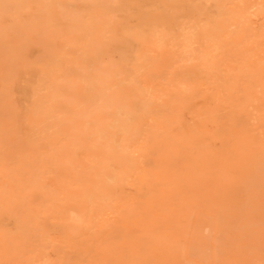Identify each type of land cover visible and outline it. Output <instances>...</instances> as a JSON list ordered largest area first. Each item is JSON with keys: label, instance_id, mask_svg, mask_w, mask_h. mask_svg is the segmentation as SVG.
Instances as JSON below:
<instances>
[{"label": "bare ground", "instance_id": "6f19581e", "mask_svg": "<svg viewBox=\"0 0 264 264\" xmlns=\"http://www.w3.org/2000/svg\"><path fill=\"white\" fill-rule=\"evenodd\" d=\"M17 36L38 57L8 66L0 119L24 79L36 124L23 154L0 120V264L187 258L184 194L201 203L212 174L238 172L264 197V0H2L0 51Z\"/></svg>", "mask_w": 264, "mask_h": 264}, {"label": "rangeland", "instance_id": "374dc122", "mask_svg": "<svg viewBox=\"0 0 264 264\" xmlns=\"http://www.w3.org/2000/svg\"><path fill=\"white\" fill-rule=\"evenodd\" d=\"M1 1L2 0H0V2ZM26 14H28V12ZM56 22L62 28H65L68 23L63 18L56 19ZM12 41L13 42H11L9 45L7 44L8 46L7 50L10 51L8 55H6L7 50L4 52L0 51V80L4 78L5 72L7 71L8 66L11 65L12 61H16L18 63L17 72L22 73L23 71L22 64L24 63V60L28 61L30 60V58L33 60L38 57V51L36 50V48L32 49L31 51L29 49L28 51L26 50V48L23 45V37L17 36ZM23 80L24 79L16 83V85L17 84L18 85L17 86L15 85V90H13V87H12V104L17 106L18 109L15 111H11L10 113H7V115L4 116L5 120H1V119L0 120L2 121V125L5 128L12 127L11 133H9V138L11 141L10 148H16V150L20 151L21 153L28 154L32 152V146L27 138L28 136L27 133H28L29 128L32 125L36 124V117L33 115L29 107L22 106V104L24 103V99H25L24 94H23L24 89L26 88L28 84L27 82H25V80L24 81ZM13 91L16 92V97ZM21 113H22V116H21ZM186 119H187L188 124H191L193 122L192 116H190V114L186 116ZM22 126L24 128H20ZM18 135L20 136L19 139L14 140L15 137ZM212 144H213V151L218 153L221 149L220 148L221 143L219 141H215ZM218 175L212 174V180H211L212 183L208 182L206 185L200 188L201 190H200V193H198V196L200 198L204 197V200H202L201 203H194L193 201L189 200L190 199L189 197L191 194L188 192L184 194L185 196H183L184 208L181 212L184 217L182 216L181 218L182 219L181 220V228H182L181 230L183 231V234H184L182 238L183 240L185 239L186 241V243L184 242L183 245L187 248V252L189 253L188 257L187 258L185 257L182 258L178 256L169 257V258L160 257L157 259L155 264H186L187 262H188L187 264H199V263L201 264H256L257 260L260 261L261 264L262 263L264 264V254H263L264 253V243H262L263 238H264V233L263 234L256 233V231H258L259 229H264V225H262L264 224V217H263L264 215H261L259 217L260 213H264V197H261L258 195L259 193H261L260 189L257 188L255 195L253 197L252 196L250 197L246 192H244L243 189L241 190L239 189L240 187L238 184L241 180V174H239L238 172L230 174L228 181L219 179ZM0 183H2V180H0ZM157 187L158 185L155 184L153 188V191L155 190L156 193L158 189ZM133 192H134L133 188L126 189L127 195H133L134 194ZM200 206H201V209H200ZM135 207L136 209L138 208L141 209L140 206L138 207V205H135ZM219 208H221L222 211L221 209L219 211ZM192 209H195V210H192ZM192 212H195V214ZM112 217H110L111 224L110 223L109 224L114 226L115 221L112 220L114 219ZM197 218L199 220H197ZM204 220L216 221L218 225L220 226V232L217 234L215 232H212L213 230L211 231L210 229H207L206 225L202 224L205 222ZM9 224H10L8 225L9 227L8 226L7 227L13 230L14 224L12 222ZM114 227H115L114 228L115 234L117 235L116 242L123 249L124 247L123 245H125V242H126L124 241V239L126 238L123 239V237L126 234V231L120 224H117V227L116 226ZM122 228L124 231L122 230ZM188 229H189V232H188ZM13 234L15 235L14 231H13ZM216 234L218 235L217 239L219 242H216L217 241V239L215 238ZM210 235L212 237H210ZM207 237H209V239ZM182 238H180V240ZM204 238L208 239L209 241L208 242L204 241L205 240ZM220 240L222 244L220 243ZM222 240L224 242H222ZM227 241L229 243H227ZM202 242L203 243L205 242L204 243L205 246L203 245L204 249L205 248L207 249V247L210 249H207V250L205 249L204 251L203 246H199L203 244ZM8 243H9L8 240L0 236V258L4 250L7 248ZM207 243L209 246L206 247ZM197 244H198V247H201V250L203 249L202 252L207 253L206 257L203 255L204 256L203 258L206 259V262H205V259L203 258L201 259L199 255H195L199 253L197 252V249H199L198 247H196ZM229 244L231 246H228ZM214 249H216L217 251L216 250L214 251ZM192 250L193 252L194 250H196L194 255H192L191 253ZM215 252L219 254H215ZM238 252H241V254ZM193 256L195 257L191 258ZM197 256L200 258H197L198 261L197 260L195 261ZM261 257L263 258V260L261 259ZM214 259H217V261ZM200 260H204V261H200ZM78 264H86V261L82 263H78Z\"/></svg>", "mask_w": 264, "mask_h": 264}]
</instances>
